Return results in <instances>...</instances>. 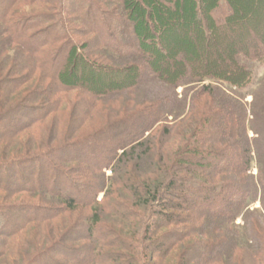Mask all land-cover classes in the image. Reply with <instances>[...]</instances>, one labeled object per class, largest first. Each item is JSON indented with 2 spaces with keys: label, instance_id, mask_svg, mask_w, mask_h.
I'll list each match as a JSON object with an SVG mask.
<instances>
[{
  "label": "trees",
  "instance_id": "16d2710c",
  "mask_svg": "<svg viewBox=\"0 0 264 264\" xmlns=\"http://www.w3.org/2000/svg\"><path fill=\"white\" fill-rule=\"evenodd\" d=\"M153 1L0 0V147L6 145L1 140L8 132L17 135L23 129L44 124L62 102L55 99L58 90H76L78 101L74 106L87 102L93 109L102 102L101 98L142 96L143 88L161 84L157 86L160 94L156 100L144 95L140 101L131 100L132 105L124 109L131 112L123 116L126 120L107 123V134L118 131V139L116 143L100 145L103 156L98 162L87 163L79 158L72 160L79 166L65 168L60 164H66L68 158H59L57 154L62 150L57 148L51 150L56 153L54 157L36 152L7 163L0 160V193L48 197L13 206L15 214L22 218L20 224L15 222L16 227H10L8 220L0 216V236L20 237L34 223L63 224L60 230L52 224L49 233L37 234L33 226V232L46 241L35 243L36 254H27L28 258L14 245L22 264H44L45 258L48 264H248L246 256L249 264H264L263 95H255L248 110L222 86H203L201 100L190 105L194 114L177 126V142H171L176 136L173 127H165L163 133L158 126L153 130L164 116L185 110L187 93L194 84L219 81L231 89L248 88L253 68L264 63V23L259 31L252 29L245 15L248 8L243 10L237 0H156L162 19L170 12L176 15L173 22H164L162 37L154 47L160 56L152 54L156 60L171 57L170 68H165L150 62L142 48L160 27L157 21H148V6ZM139 3L140 9L132 8ZM258 3L262 12H257L254 22L260 17L264 20V0H255L257 7ZM15 6L43 7L47 11L28 16L25 10H14ZM69 6L87 31V38L99 40V50H107L111 56L94 55L100 61L96 62L82 54L72 33L76 30ZM204 7L207 19L202 16ZM103 21L112 24L117 40L101 39ZM173 40L185 45L170 51L168 45ZM8 45L24 54V68L20 71L4 57ZM193 46L200 47V59L195 57ZM56 62L60 63L58 68L54 67ZM81 67L88 72L95 69L104 78L118 75L122 83H108V89L100 91ZM39 74L45 78L35 82L30 96L19 97L25 83L31 78L36 80ZM179 87L184 88L180 97ZM144 101L153 103L155 116H138ZM11 120L16 125L3 132V126ZM249 131L256 137L250 139ZM76 145L79 144L68 147L67 152ZM254 164L257 175L251 174ZM105 168L111 169L112 177L105 178ZM145 168L150 171L147 177L141 175ZM45 176L48 179L44 180ZM108 181L111 184L105 201L97 203L96 196ZM121 189L131 199L124 202ZM119 196L123 203L118 201ZM258 201L261 215L249 208ZM88 203L92 207H86ZM79 207L93 210L82 217ZM103 207L116 210L123 220H105ZM144 209L153 217L135 220L143 217L140 212ZM75 214L79 220L73 221ZM239 217H243L245 225L243 245L235 226ZM128 228L140 234L129 236L124 231ZM29 241L28 237L24 240L25 244ZM76 241L81 244L64 245ZM2 247L3 244L0 261L7 256V248Z\"/></svg>",
  "mask_w": 264,
  "mask_h": 264
},
{
  "label": "rangeland",
  "instance_id": "374dc122",
  "mask_svg": "<svg viewBox=\"0 0 264 264\" xmlns=\"http://www.w3.org/2000/svg\"><path fill=\"white\" fill-rule=\"evenodd\" d=\"M98 2L102 1V0H96ZM106 1V0H104ZM135 1V0H134ZM236 1V0H234ZM240 1L241 5L243 6V10L248 8L245 11V15L247 17L248 21V25L252 28L255 29L256 31H259V27L261 24L264 23V20L262 19V17H260L257 21H253L254 17H257V12L258 14L260 13V11L262 10V5L260 3H258V7L255 5V0H243L244 2H241V0H237ZM67 3V2H66ZM246 4V6H245ZM10 4H7V6ZM70 5H72L70 3ZM142 4L139 3L138 6L136 7H132L130 6V8L132 7L133 9H140V7ZM14 6V4H13ZM12 6V7H13ZM74 7V5H72ZM245 6V8H244ZM156 7V8H155ZM157 3L156 0H154L153 2L150 3V5L148 6V9L150 11L149 16H148V21L150 23H154V22H158L160 23V27H156L153 35H151L146 44L143 45V49H144V54L147 56V58L149 59L150 62L154 63V61L157 62L158 66H164L165 68H170V59L171 57L166 58L164 57L162 60H160V58L158 60H156L157 58H154V56L152 55L153 53L158 54L159 52H157V50L154 49V47L156 48V44L159 42V38L161 39L162 35L161 33H163L164 31V22L168 21L173 22V20L176 19V15L174 13L170 14H165L164 15V19L161 18L160 13L157 10ZM68 8V7H67ZM2 9V8H1ZM20 10L23 11L25 10V12H27V14H29L28 16H33L36 14H44L45 9H38V8H29V7H22L20 8L19 6H15L14 10ZM70 12L71 14H73L71 7L69 6ZM126 9H129V6L127 8L126 5ZM264 9V8H263ZM179 10V9H178ZM3 10L0 11V14ZM69 12V11H68ZM146 12V11H145ZM262 12V11H261ZM202 16L204 19L206 18V10L205 7L202 8ZM201 16V15H200ZM201 16V17H202ZM73 19V24H74V30H76V32H72L73 36H74V40H76L79 44L80 47V51L82 52V54H84V56L87 57L88 60L91 61H96L98 62L99 60H96L94 58V55H97L99 57H102L103 55H107V56H111V53L108 52L107 50H99L100 48L97 47V44L99 42V40H94L91 41L90 37L89 39L87 38L88 33H84L87 32L85 30L84 27H82V25L80 24V20L78 19L76 13H74L72 15ZM264 18V16H263ZM156 22V23H157ZM111 23H107L105 21H103L102 24V30H101V34L100 37L103 41L105 40H109L111 39L112 41L117 40V36H114V31L113 28L111 27ZM247 29V27L243 26V29ZM83 30V33H82ZM248 30V29H247ZM71 31V30H70ZM139 37V40H141V37ZM88 42L92 43V45H88ZM184 46L185 44H183L181 42V40H173L169 43L168 48L170 51H174L177 50L179 46ZM203 46V44H202ZM201 46V49L203 50ZM205 46V45H204ZM200 47H196L193 46V50H194V55L196 58H199L202 56V53H200ZM160 56V55H159ZM4 57L5 58H9L8 59V63L12 64V66L14 65V68L16 69V71H20L21 68H24L22 66V64L25 63V60L23 59L24 54L23 52L19 51L17 49L16 46H12V45H8V48L4 50ZM44 58L42 57L41 60H43ZM61 63V60L59 61ZM54 63V67L58 68L60 66V63ZM100 62V61H99ZM21 63V64H20ZM81 72L85 73V77L87 79H91L93 80V84L99 86L100 91L102 90H106L108 89V83H111V85H116L119 86L120 83H122L123 79H120V77L118 75L114 76H110V75H106L105 78L101 76L100 73H97L95 71V69L90 70V72H88L89 70H86L85 68L81 67ZM254 71V76H253V80L251 85L244 89V90H236V89H231L229 87H227L225 84H222V82L219 81H206L202 84H194V86L192 88H190L191 90L187 93V101L185 102V110L180 111V114L174 110L173 111V115H167L164 116L162 118V121L158 122V124L153 128V130L158 126L159 132L163 133L165 127H173L174 132L177 130V126L179 123H181L182 121H186L188 119H190V117H192V115L194 114V112L191 111V108L194 109L193 107H191V103L194 102V100H201V91H202V87L203 86H219V87H223V89L227 90V93L229 95H231L233 98H238L241 100V102L245 105V107L248 110H251V106L253 104V100H254V96L255 95H263L264 98V63L256 66L253 68ZM18 72H16L17 74ZM15 74V75H16ZM20 74H25L24 72H21ZM16 77H19V75L17 74ZM37 78V79H36ZM45 77L42 78V75H37L35 77L36 80H34V78H31L30 80H28L25 83V86L22 88V92H20L21 95H19V97L25 98V97H29V93L32 92L31 89L35 86V82L41 81V79H44ZM100 81L101 83L97 82ZM161 84L157 83V84H153V85H149L146 88H143V91L141 93V95L143 94L145 97L149 96L148 99L150 100H156L155 98L158 97V94H160V92L158 93L157 90V86H159ZM118 88V87H117ZM183 89L182 87H179L177 89V94L179 95V97L181 95H183ZM146 90H151V93H146ZM156 90V92L153 94L152 92H154ZM6 92V91H4ZM56 95H55V99L59 98L62 100L59 108L56 107L53 109V111H55V113H51V115L49 116V118H46L45 123L44 124H37L35 127L32 128H27V129H23V131L20 134L14 135V133L12 134L11 132L7 133L4 137H2L3 141L1 140V142L5 143L6 145L0 147V160L4 161L5 163L9 162L12 159H16V158H22V157H26L25 154L27 153V155L30 154H34L36 152H39V154H45L48 157H54L56 155L55 152L51 151L53 148H57L62 150V152L60 154H57V156H67V160L66 164H60L65 168H69L70 166H74L77 167L79 166L78 164H74L77 161H72V160H78L79 158H82L85 162L89 163L91 161L93 162H98L100 160V158L103 156L102 149L100 148V145H102L103 143L109 142V141H114V143H116L117 139H118V131L117 133L115 132H110L113 133L111 135H108L107 132L108 130H105V127L107 125V123L113 122L114 120H126L125 117L126 115H129V113H131L129 110H125V107L127 105H132L133 101L130 102L131 100H138L140 101L142 99V96H133V97H122V98H101L102 102H98V105L96 107L90 108L89 106H87V102L84 105H80L79 107H77L76 105L74 106L75 102L78 101V92H76V90L73 91H68V92H63L61 90L56 91ZM230 92H235L234 95L230 94ZM28 93V94H27ZM8 93H5V95ZM19 94V93H18ZM27 95V96H26ZM258 97V98H262V97ZM18 97V98H19ZM21 99V98H20ZM204 100V98L202 99ZM21 100H17V102H19ZM204 102V101H201ZM81 103V102H80ZM144 101V105L141 107L140 110V117H147L151 118L152 116L156 115V108L154 105L150 104L148 105V103ZM82 104V103H81ZM146 104V105H145ZM205 104V103H201L200 105ZM9 105V104H8ZM11 105V104H10ZM195 108L197 109L198 106ZM139 114V113H138ZM128 118V117H127ZM251 119V118H249ZM109 122V123H110ZM11 123V124H10ZM108 123V124H109ZM16 124L14 123V121L12 122L9 121V124L4 125L2 131H6L4 129L6 128H11V126H15ZM152 130V131H153ZM150 134V132L148 133ZM146 134V136L148 135ZM175 140L173 139L171 142H177V140L179 139L177 131L175 132ZM18 136V137H17ZM256 135L252 132L249 131V138L253 139L255 138ZM75 144H79L76 145V147H73V149L69 152H67V148L68 147H72V145ZM170 144V143H169ZM66 148V149H65ZM66 150V151H64ZM121 153V152H118ZM60 158V157H59ZM4 159V160H3ZM75 170V169H74ZM102 172L105 173V178H110L112 177V171L111 169L105 168L102 170ZM258 170L257 167L255 166V164L252 167L251 170V174L252 175H257ZM141 175L143 177H147L150 175V171L149 170H145L143 169V171L141 172ZM48 179V176L44 177V180ZM45 182V181H44ZM111 182L109 183V181L105 184V186L103 185V191H101L97 196H96V201L97 203H103L105 201V195H106V191L108 190V187L110 186ZM64 186H67L66 184H63ZM122 193L124 194L123 197V201L126 202L127 199H131L128 195L127 192H125L124 189H121ZM41 194H31V195H18V193H11V192H5V193H0V209H1V220H8V225L11 227H16L15 222L20 224L22 222V218L18 217V215L15 214V212L13 211V206H18L21 204H24V201H26L25 203L27 204H32V203H36L39 202V198L44 197L46 198L44 195L40 196ZM50 198V197H49ZM88 198V197H86ZM48 199V197H47ZM122 197L119 196L118 201L120 203H123L122 201ZM132 202H129L130 206H132ZM92 207V204L88 203L86 205V207ZM110 206H113V203L111 202ZM9 209V210H5ZM250 210H255L257 212V215L262 213L261 210V204L260 202H255L252 205H250ZM104 210H106V214L104 219L105 220H123L121 217H119L118 214H116V210L111 209L112 211H110L109 209H105L103 207ZM116 209V208H114ZM93 209L90 208H84L82 209L81 207H79V212L82 214H79V216H88L91 211ZM144 210H141V215H143V217H139V219H135V220H145V217H149L152 216L153 214L151 212H146ZM78 214L73 215L71 217V219L74 221L79 220L78 219ZM23 217V216H22ZM256 218V217H255ZM259 219L262 220V218L258 217ZM58 220H63V219H58ZM67 225L70 223V220L67 218ZM257 220V219H256ZM54 221V220H53ZM55 222V223H54ZM53 223H48V224H40L38 225L37 223H34L32 225H30L29 228L36 229V234L38 232H45V233H49V230L51 231L53 228H50V226L56 227L57 230L62 229L61 227H63L61 224L60 225V221H54ZM65 224V223H64ZM45 225V226H44ZM66 225V224H65ZM7 227L8 229L10 227ZM235 226L237 227V230L239 231L240 234V243L241 245L246 243V240L244 238V220L243 217H239L237 218L236 222H235ZM264 227V226H263ZM1 229V228H0ZM31 229V230H32ZM2 230V229H1ZM28 231L27 233H23L22 236L20 237H4V236H0V245L3 244V247L7 248V256L3 257V259H1L0 264H13L14 262H16V264H22V262H20L17 254H15L14 250V245H18L17 246V252L23 254L24 257L30 256L27 254H33L36 252H34V248L33 245L36 243H40L42 241H46L45 238H43L42 236H38L35 234V232L32 231ZM125 231V234H128L129 236H131L132 234H140L138 232L137 229L135 228H128ZM123 231V232H124ZM44 233V234H45ZM53 234V232L50 233V235ZM37 236V237H36ZM30 238V241L27 242L25 244L24 240L25 238L27 239ZM35 237V238H34ZM65 241V239H64ZM34 242V243H33ZM33 243V244H32ZM43 243V242H42ZM80 245L81 243L76 241V242H64V245L67 247H72V246H76V245ZM2 247V248H3ZM11 248V250H10ZM11 252H9V251ZM245 255H242L241 257L244 258ZM46 258L42 261L44 264H48L47 262H45ZM246 260L248 261V264L250 263V259L248 258V256H246Z\"/></svg>",
  "mask_w": 264,
  "mask_h": 264
}]
</instances>
